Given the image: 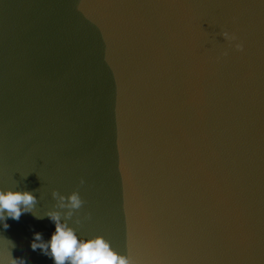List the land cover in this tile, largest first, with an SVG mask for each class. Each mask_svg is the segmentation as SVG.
<instances>
[{"label":"water","instance_id":"95a60500","mask_svg":"<svg viewBox=\"0 0 264 264\" xmlns=\"http://www.w3.org/2000/svg\"><path fill=\"white\" fill-rule=\"evenodd\" d=\"M0 189V264L77 190L129 264H264V0H0Z\"/></svg>","mask_w":264,"mask_h":264},{"label":"clouds","instance_id":"9594fccd","mask_svg":"<svg viewBox=\"0 0 264 264\" xmlns=\"http://www.w3.org/2000/svg\"><path fill=\"white\" fill-rule=\"evenodd\" d=\"M223 35L229 40L236 39L227 32ZM236 47L239 50L243 49L242 44H237ZM83 183L82 179L81 184ZM52 196L58 199L60 208L68 209L66 218L62 222L60 212H48V218L55 224V231L48 241L44 240L42 233H34L31 243L33 251L41 250L44 255L53 259L54 264H129L125 257L118 255L111 248L110 243L103 236L82 239L78 237L76 229L69 226L68 220H71L85 203L78 190L67 196L59 191H53ZM36 203L37 197L31 191L0 189V221H4V228L10 227L6 222L7 218L18 221L22 214L31 213ZM80 222L79 219L76 220L77 224ZM8 264H27V261L24 258L12 257Z\"/></svg>","mask_w":264,"mask_h":264}]
</instances>
